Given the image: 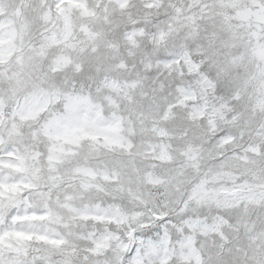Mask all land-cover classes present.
<instances>
[{"label":"snow or ice","instance_id":"6c2138e0","mask_svg":"<svg viewBox=\"0 0 264 264\" xmlns=\"http://www.w3.org/2000/svg\"><path fill=\"white\" fill-rule=\"evenodd\" d=\"M0 264H264V0H0Z\"/></svg>","mask_w":264,"mask_h":264}]
</instances>
